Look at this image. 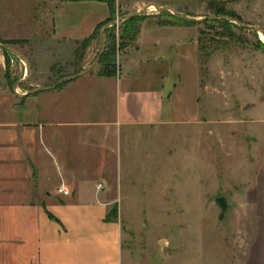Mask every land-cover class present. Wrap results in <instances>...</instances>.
<instances>
[{"label": "rangeland", "instance_id": "374dc122", "mask_svg": "<svg viewBox=\"0 0 264 264\" xmlns=\"http://www.w3.org/2000/svg\"><path fill=\"white\" fill-rule=\"evenodd\" d=\"M208 1L199 2L191 13L198 19L215 17ZM12 2L7 7L21 20L0 22V38L20 41L11 47L28 62L11 51L5 55L0 48V122L24 127L25 110L36 117L41 109L47 114L42 119L51 124L52 98L68 92L71 82L56 85L97 61L104 38L99 34L97 46L89 52L83 42L56 40L42 0ZM24 8L31 12L27 19L19 13ZM115 8L113 23L136 13ZM160 13L152 6L141 16ZM260 13L244 12L243 22L264 30V11ZM127 26L123 20L108 28L116 38L117 68L119 55L135 44L127 37ZM198 32L199 38L203 32L205 51L187 50L185 45ZM173 39L183 44L166 50L163 118L172 122L124 127L119 149L122 165L111 163L107 169V188L117 201L106 219L109 216V221L123 225L125 264L224 263L230 255L233 224L239 220L237 211L251 204L247 192L264 206V47L259 44H264V36L205 20ZM103 71L100 59L89 72ZM41 87L49 89L34 92ZM176 87L181 99L170 101ZM93 90L86 94V114L78 115V121L110 119L99 114L100 87ZM194 95L198 102L193 116L173 113L174 106L193 109ZM17 135L14 130V140ZM219 197L228 199L227 211L217 203Z\"/></svg>", "mask_w": 264, "mask_h": 264}, {"label": "crops", "instance_id": "0c3cea01", "mask_svg": "<svg viewBox=\"0 0 264 264\" xmlns=\"http://www.w3.org/2000/svg\"><path fill=\"white\" fill-rule=\"evenodd\" d=\"M112 1L130 12L156 5L193 18L197 17L191 12L198 9L199 2H205ZM218 1L226 2L241 18L244 12L251 15L257 11L260 15L264 11V0ZM9 2L13 3L0 0V22L4 24L21 20L13 16ZM42 5L43 14L52 22L53 37L76 45L111 17L107 0H42ZM19 13L27 19L31 12L24 8ZM166 18L160 13L140 22L138 36L130 39L135 44L119 55L116 77L88 72L71 81L68 92L54 94L51 124L42 119L47 114L41 109L36 117L25 110L24 127L22 123L0 122V264H125L123 225L106 219L117 201L107 188V169L111 163L122 165L119 149L124 127L172 122L163 118L166 50L183 44L173 35L188 31L189 26L159 23ZM194 36L185 48L199 52V32ZM97 43L93 40L88 52ZM158 83L162 85L156 87ZM98 86L99 114L110 119L78 121V115L86 114L87 92H94ZM178 90L176 87V97L171 95L170 101L181 99ZM195 95L193 109L174 106L173 113L193 116L198 102ZM14 130L18 132L15 140ZM14 142L19 145L13 146ZM247 195L251 204L237 211L239 220L233 224L230 255L220 264H264V206Z\"/></svg>", "mask_w": 264, "mask_h": 264}, {"label": "trees", "instance_id": "16d2710c", "mask_svg": "<svg viewBox=\"0 0 264 264\" xmlns=\"http://www.w3.org/2000/svg\"><path fill=\"white\" fill-rule=\"evenodd\" d=\"M109 5H110V9H111V17L110 19L104 24V25H108L110 23H113V21L115 20V12H116V8H115V2L112 0H107ZM208 7L212 10V12L215 14V16H227V17H231L233 19L236 20H240L243 21V19L237 15L236 13L230 11L227 8V3L226 2H221L218 0H209L208 1ZM162 16H167L166 19L160 21L159 23L162 25H196L199 24L200 22H195V21H190L188 19H186L183 16H180L178 14L172 15L169 11L164 10L161 12ZM187 15V14H186ZM145 19V16H136L133 18H127L125 20V22L127 23V37H129L130 39H136V37L139 34L140 31V24L139 22H141L142 20ZM174 19V20H173ZM210 21V20H207ZM215 23L227 28V29H231V27H237L241 30H246V28L239 26L238 24L234 23V22H230V21H226V20H215ZM104 25H101L96 31L95 33L88 38L87 40L83 41V46L85 48H88L92 41L95 40L98 35L102 34V29L104 27ZM234 35V34H231ZM106 36H107V45H106V49L104 51V53L101 55V63L104 66V71L101 73L104 76H108V77H116L118 75V68H117V62H116V53H117V43H116V38L115 36H113L110 33V30L107 29L106 30ZM202 37H203V32L202 35L199 38V49L201 52L205 51V46H204V42L202 41ZM0 43L1 44H7V45H14V44H18L20 43V41H15V40H3L0 38ZM261 47H264V44H262L261 42H259ZM5 55H7V53L9 52V50L4 49ZM71 82V81H69ZM69 82H63L59 85H57L56 88H60L62 87V85L69 83ZM107 220H112L111 217L108 216Z\"/></svg>", "mask_w": 264, "mask_h": 264}, {"label": "water", "instance_id": "95a60500", "mask_svg": "<svg viewBox=\"0 0 264 264\" xmlns=\"http://www.w3.org/2000/svg\"><path fill=\"white\" fill-rule=\"evenodd\" d=\"M152 7V5L148 6L144 12H147L150 8ZM155 7L160 11H164V10H170V11H173L175 14H178L180 16H183L185 17L186 19L190 20V21H195V22H201V21H205V20H210V21H215V20H226V21H230V22H234L246 29H249V30H253V31H256L258 33H263L264 34V30H262L260 27L258 26H253V25H249V24H246L244 23L243 21H240V20H236V19H233L231 17H227V16H215V17H209V18H201V19H198V18H193V17H190L186 14H181L175 10H173V8L171 7H159V6H156ZM142 14V12H138V13H135V14H131L128 16V18H133V17H136V16H140ZM123 17L122 18H119V20L117 22H114V23H110L108 24L107 26H105V29L104 31L102 32L103 34V37H104V45H103V49H102V52H101V55L104 53L105 49H106V45H107V36H106V30L108 27L112 26V25H116L118 22H121L123 21ZM0 48L2 49H7L11 52H14L16 53L19 57L23 58L25 61L28 62V60L25 58V57H22V55L20 53H18L14 48H12L10 45H7V44H1L0 43ZM101 55L99 56L98 60L95 61L86 71L82 72V73H79V74H76L74 76H71L70 78H67L66 80H63L62 82H59V84L63 83V82H69V81H73L77 78H79L80 76L88 73L90 70H92L94 68V66L97 64V62L101 59ZM58 84V85H59ZM57 87V85H56ZM43 89H49L47 87H41V88H38L36 89L34 92H37L39 90H43ZM217 203L222 207L223 211H227L228 208H229V202H228V199L225 198V197H219L217 199Z\"/></svg>", "mask_w": 264, "mask_h": 264}, {"label": "built area", "instance_id": "2783aa9c", "mask_svg": "<svg viewBox=\"0 0 264 264\" xmlns=\"http://www.w3.org/2000/svg\"><path fill=\"white\" fill-rule=\"evenodd\" d=\"M118 20H119V18H118ZM118 20H117V21H118ZM117 21H116V22H117ZM119 23H120V22H118L116 25H118ZM116 25H112V26H110V27H113V26H116Z\"/></svg>", "mask_w": 264, "mask_h": 264}, {"label": "bare ground", "instance_id": "6f19581e", "mask_svg": "<svg viewBox=\"0 0 264 264\" xmlns=\"http://www.w3.org/2000/svg\"><path fill=\"white\" fill-rule=\"evenodd\" d=\"M263 36H264V34L263 33H261Z\"/></svg>", "mask_w": 264, "mask_h": 264}]
</instances>
